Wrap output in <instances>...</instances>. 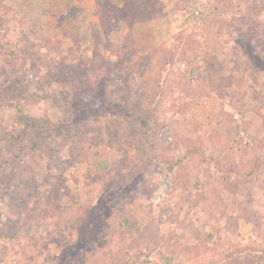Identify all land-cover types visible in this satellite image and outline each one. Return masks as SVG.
<instances>
[{
	"label": "rangeland",
	"instance_id": "obj_1",
	"mask_svg": "<svg viewBox=\"0 0 264 264\" xmlns=\"http://www.w3.org/2000/svg\"><path fill=\"white\" fill-rule=\"evenodd\" d=\"M0 233V264H264V0H0Z\"/></svg>",
	"mask_w": 264,
	"mask_h": 264
},
{
	"label": "trees",
	"instance_id": "obj_2",
	"mask_svg": "<svg viewBox=\"0 0 264 264\" xmlns=\"http://www.w3.org/2000/svg\"><path fill=\"white\" fill-rule=\"evenodd\" d=\"M138 5L141 7V6H144L145 5V2H141V3H138ZM149 13V11H147ZM142 15H145V12L142 11L141 13ZM152 80V84L151 85H148V92L145 96V102H146V105L148 106V104H152V106H154V104L156 103V90H153V86H155L157 83L156 79H151ZM71 105H66V107L69 109ZM149 109H151L149 106H148ZM79 109H83V110H88L90 113H98L100 112V109H89V108H86L85 106H83L82 108H79ZM108 110H112V108H108ZM126 109H124V111L122 112H126L125 111ZM73 111V110H72ZM152 113V112H151ZM137 115V114H136ZM138 118H137V121H140L141 123H146L147 121H151L153 122L152 120V117H151V114L148 116V115H145L144 116H139L137 115ZM19 117V122L24 124V125H27V126H32L33 124L37 125L38 123V119H35V118H32V117H29L28 115H25L23 113H20L18 115ZM125 117H127V115H125ZM132 117H133V112H132ZM42 126V125H41ZM141 128V126L139 127V129ZM83 129V128H82ZM81 129V131H78L76 133L78 139L73 141L74 144L71 145L70 149H69V155H68V158L65 159L63 162H62V165L63 166H66L65 164H74L78 157H76L77 153H76V144L78 143L79 141V138H80V135L81 133L83 132V130ZM134 134V133H133ZM144 136V132H142V136L140 138V140L138 141L137 145L138 146H141L143 142H146V138L143 137ZM1 234V233H0Z\"/></svg>",
	"mask_w": 264,
	"mask_h": 264
}]
</instances>
